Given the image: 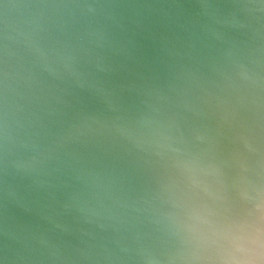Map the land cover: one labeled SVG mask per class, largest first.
I'll return each instance as SVG.
<instances>
[{
	"label": "water",
	"instance_id": "obj_1",
	"mask_svg": "<svg viewBox=\"0 0 264 264\" xmlns=\"http://www.w3.org/2000/svg\"><path fill=\"white\" fill-rule=\"evenodd\" d=\"M0 264H264V0H0Z\"/></svg>",
	"mask_w": 264,
	"mask_h": 264
}]
</instances>
